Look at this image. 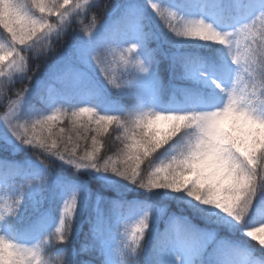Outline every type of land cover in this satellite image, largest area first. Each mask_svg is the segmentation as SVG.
Listing matches in <instances>:
<instances>
[{"label":"snow or ice","instance_id":"1","mask_svg":"<svg viewBox=\"0 0 264 264\" xmlns=\"http://www.w3.org/2000/svg\"><path fill=\"white\" fill-rule=\"evenodd\" d=\"M100 7H102L101 3L90 5L89 0H83L82 3L81 0H0V28L6 33L5 40L0 41V78H2L0 79V92H3L5 88L12 90L14 78L19 81L28 80L31 85L32 76L28 75L30 70L28 57L22 53L32 52L37 53L38 56L46 54V49L51 46L50 41L65 32L69 26V17H73V13L78 17L83 8H87L91 12L93 8ZM147 7L162 19L180 18L179 24H168L169 32L175 37L202 41L224 48L235 68L226 64L221 78L219 80L212 79L211 82L215 86L218 83L221 88L226 90L238 91L247 101L251 110L258 116L264 117V5L260 6L261 10L259 11L252 9L243 17L235 18L233 10L245 7L241 0H215L213 8L218 11L222 22L225 23V30L218 29L213 23L207 22L203 18L181 16L168 7V11L165 13L162 6L154 2L147 3ZM144 12L143 5L127 7L124 9L123 15L106 28L100 40L96 39L99 29L95 28V17L90 25L84 26L82 30L86 35H82L83 39L77 40L67 54L61 52L57 56L46 77L38 82L35 91H32L29 86H25L15 92L16 99H9V111L0 121L4 126V131L0 133V140L3 141L0 143V148L6 151H15L27 145L31 150L36 149L34 154L39 158L43 157L41 162L45 165L49 163V157H58L59 160L73 165L77 170L92 169L97 172L113 173L129 183L149 191L165 190L183 193L179 191L183 187L179 183L170 187H162L150 175L146 179L141 178L145 172L159 164L161 160L158 163L154 162V159H145L140 163H135L133 160L134 157L139 160V151L147 149L149 144H155L150 156L169 145H173L174 152L180 139L177 136L166 143H160L167 135H170L168 130L175 121L164 120L163 117L152 119L154 113L150 108L110 110L100 115L95 107H79V111L71 113L70 118L74 124L79 122L81 117L89 116V119L82 122L81 127L88 131L92 130L94 124L97 135L107 132L108 126L115 123L117 130L123 132V137L117 136L116 139L130 141L125 145V149L121 150L122 160L113 161L109 157L101 163L97 155L99 148L95 136L92 137V151L85 150L81 155L77 153L75 146H70L73 144L72 137L64 139L53 132L54 124L58 119L56 113L59 112L55 105L60 95L69 87H79L85 91H91L93 88L87 82L84 71L72 62L71 57L85 66H91L93 62L104 65L108 83L119 91H132L136 78L141 74L150 73L156 53L153 50L147 54L152 59L141 55V41L151 38L150 33L145 31L147 25ZM53 16L57 18L56 23H51L49 20ZM201 37L204 38L201 39ZM238 37H243L246 41L243 46L237 39ZM122 44H130L131 47L127 51H135L136 55L132 60L121 57L125 64V71L120 74L119 78H116L114 70L107 71L111 68V62L107 60V55L114 54L113 45ZM17 45L26 47L21 50ZM6 61L7 63H5ZM116 63L119 67V62ZM35 68L38 71L40 65L37 64ZM17 73L20 75L17 76ZM201 74L207 75V73ZM241 76L244 77L243 81H241ZM226 94L225 92L222 95ZM30 97H34L35 102L29 103ZM216 102L217 97L209 98V105ZM21 105H23L22 108ZM37 105H42L43 111ZM49 109L53 110V114H43ZM258 127H260L259 124L254 123L251 119L245 120L243 115L235 117L229 114L220 123L216 137L220 143L231 144L244 156L255 153L254 176L258 194L253 201L245 206L243 213L239 216L231 215L214 204L203 203L188 197L195 202L193 208L196 210V214L208 222L206 228H213L216 221L228 220L237 229H242L245 236L248 229L264 224V219L249 224L257 197L264 192V146L256 143L258 136L264 140V128H261L258 133ZM153 129H156V135L152 136L150 140H145L144 137L148 136ZM53 136L56 138L54 139ZM221 137H226V139L221 140ZM80 139L85 138L80 137ZM225 151L230 150L225 149ZM146 160L147 166L142 169L141 165ZM227 163L228 161L220 155V150L213 148L209 150L204 159L194 164L193 167L199 170L202 180L207 177L208 181H215L224 176L227 171ZM196 174L193 172L186 175L184 183L187 184ZM21 175L27 176V183L21 184L19 193L10 197L11 204L0 201L5 204V207L0 208V221L6 220L7 217L18 212L23 203L24 194L29 189L36 186L42 187L47 182V175L38 170H21ZM123 206L118 205V207ZM80 207L81 201L78 193H72L63 200L59 222L55 228L56 236H62L63 240L50 238L43 245V255L48 264H66L62 247L59 249V254H56V251L58 246L68 244L73 233V222ZM256 211L257 215L264 217V207H259ZM151 219L152 214L146 211L132 222H124L117 226L118 231L121 227L124 229L121 233L123 247L118 249L122 257V264H137V257L143 251L145 238L151 228ZM130 224L131 226H129ZM210 235L211 233L208 231L202 232L195 229L187 221L176 220L161 236L160 243L164 248L175 246L191 253L194 243L199 244L202 248L206 238ZM43 238L37 243L29 245L0 234V264H40L35 257L41 250ZM49 246H51V251ZM96 246V241L90 237L81 245L80 251L92 254ZM220 247L226 246L221 245ZM258 250L261 251V259L253 261V264H264V250L259 247ZM53 253L55 255H52ZM189 264H194V261L190 259Z\"/></svg>","mask_w":264,"mask_h":264},{"label":"trees","instance_id":"2","mask_svg":"<svg viewBox=\"0 0 264 264\" xmlns=\"http://www.w3.org/2000/svg\"><path fill=\"white\" fill-rule=\"evenodd\" d=\"M97 2L101 3L102 7L93 8L91 12L83 8L78 17L75 13H73L75 18L69 17V26L60 37L50 41L51 46L46 49V54L38 56L37 53L32 52L22 53L28 57L30 69L28 75L32 76V83L30 85L28 80L19 81L14 78L12 90L5 88L0 92V121L9 111V99H16L15 92L25 86L35 91L38 82L46 77L57 56L61 52L67 54L77 40L83 39L82 35L86 33L82 29L90 25L94 17L95 28L99 29L96 39L100 40L106 28L123 15L124 9L132 5H143L147 25L145 31L150 33L151 38L141 41V55L152 59L147 54L153 50L156 53L150 73L139 75L134 81L132 91H119L108 83L104 65L93 62V65L85 66L71 57L72 62L84 71L87 82L93 88L91 91H85L79 87H69L60 95L55 105L59 112L56 113L58 119L54 124L53 132L64 139L72 137L73 144L70 146H75L77 153L81 155L85 150L92 151V137L95 136L99 148L97 155L103 163L109 157L113 161L122 160L121 150L125 149V145L130 141L116 139L117 136L123 137V132L117 130L115 123L109 125L108 131L100 135L96 134L94 124L92 130L85 131L81 124L90 117L87 115L81 117L80 121L74 124L70 118L72 112L79 111V107H95L99 114L103 115L110 110L120 109L153 108L163 111H182L193 107L216 106L221 102L222 94L211 81L221 78L226 64L233 69L235 66L231 64L227 51L221 46L178 38L169 32L168 24H179V17L174 19L169 17L165 20L156 16L147 7V3L154 2L160 4L165 13L168 7L181 16L203 18L218 29L225 30V23L222 22L218 11L213 8L215 0H89L90 5ZM241 3L245 7L233 10L235 18L243 17L252 9L261 10L260 6L264 5V0H241ZM49 20L51 23H56L57 18L53 16ZM5 38L6 33L0 28V41ZM237 39L242 46L246 43L243 37ZM17 47L22 50L26 46L17 45ZM112 47L114 54L107 55V60L111 62V68L107 71L114 70V76L119 78L125 71L121 57L132 60L136 53L127 51L131 47L130 44ZM201 59L207 62V75L203 77L197 73ZM116 62H119V67ZM37 64L40 65L38 71L35 68ZM243 79L244 77L241 76V81ZM202 95L205 97V103H200ZM210 97H217V102L209 105ZM32 102H35L34 97L29 98V103ZM37 106L43 111L42 105ZM43 114L51 115L53 110L49 109ZM3 131L4 126L0 123V133ZM53 138L55 139L56 136ZM0 143L3 141L0 140ZM29 147L25 145L15 151L0 148V201L11 204L10 197L19 193L21 184L27 183V176L21 175V170H38L47 175V182L42 187L29 189L24 194L18 212L0 221V234L20 243L29 245L37 243L57 227L63 200L72 193H78L81 207L73 222L72 236L67 245L58 246L56 251V254H59V249L62 247L66 264H122L118 249L123 247L121 233L124 229L121 227L118 231L117 226L124 222H132L146 211L152 214L151 228L145 238L143 251L137 257V264H167L170 246L162 247L160 238L176 220L187 221L195 229L211 233L202 248L194 243L189 253L191 256L194 255L196 264H238L245 252L254 260L261 259V251L254 242L248 240L243 230L237 229L228 220L216 221L213 228H206L208 222L196 214L193 208L195 202L184 193L149 191L113 173L97 172L92 169L77 170L58 157H49V163L45 165L41 162L43 157L39 158L34 154L36 149L31 150ZM172 154H174L173 145H169L153 153L148 159H154V162L158 163ZM146 166L147 160L141 168ZM118 205L124 206L118 207ZM262 205H264V192L257 197V203L249 220L250 225L260 222L256 209ZM3 207L5 204L0 203V208ZM220 215L223 216L222 213ZM90 237L97 244L94 252L89 254L80 251L81 245ZM221 245L226 247H220ZM49 250L51 251V246Z\"/></svg>","mask_w":264,"mask_h":264},{"label":"clouds","instance_id":"3","mask_svg":"<svg viewBox=\"0 0 264 264\" xmlns=\"http://www.w3.org/2000/svg\"><path fill=\"white\" fill-rule=\"evenodd\" d=\"M203 38L201 37V39ZM216 88L222 94L227 93L221 96V102L216 106L193 107L182 111H163L150 108L154 113L152 119L163 117L164 120L175 121L168 130L170 135H167L160 143H166L177 136L180 139L174 154L161 160L159 164L145 172L141 178L146 179L150 175L162 187H170L179 183L183 185L179 191L185 193L187 197L203 203L214 204L231 215L239 216L243 213L245 206L253 201L258 194L254 176L255 153L244 156L231 144L220 143L216 138L217 132L220 123L229 114H232L235 117L243 115L245 120L251 119L254 123L259 124L260 127L257 128L259 133L261 128H264V117L258 116L252 111L238 91L226 90L221 88L218 83ZM155 135L156 129H153L144 139L150 140ZM223 139L226 137H221V140ZM256 143L264 146V140H261L259 136L256 138ZM154 147L155 144H149L147 149L140 150L139 160L133 158L135 163L148 159ZM213 148L219 149L222 158L228 161L227 171L218 180L208 181L207 177L202 180L199 170L195 169L193 165L204 159L209 150ZM225 149L230 151H225ZM193 172L197 174L185 184L184 177ZM245 236L264 250V224L248 229ZM50 238L63 240L62 236H56L55 229L49 236L43 238L41 250L35 257L40 264H48L43 255V245Z\"/></svg>","mask_w":264,"mask_h":264},{"label":"rangeland","instance_id":"4","mask_svg":"<svg viewBox=\"0 0 264 264\" xmlns=\"http://www.w3.org/2000/svg\"><path fill=\"white\" fill-rule=\"evenodd\" d=\"M5 63H7V61ZM205 64H206L205 61H201V69H199L198 72L199 74L201 70L205 68ZM261 207H264V205H262ZM261 219H264V217L259 216V220ZM169 252L170 254L168 255L167 258V264H189L190 259L194 261V264H196L194 255L191 256L189 252L178 249L175 246H170ZM253 261L255 260L252 259L250 255L248 256V254L245 252L243 259H241V261L238 264H253Z\"/></svg>","mask_w":264,"mask_h":264}]
</instances>
